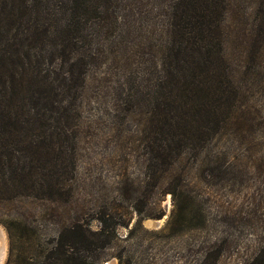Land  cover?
<instances>
[{
	"label": "trees",
	"instance_id": "trees-1",
	"mask_svg": "<svg viewBox=\"0 0 264 264\" xmlns=\"http://www.w3.org/2000/svg\"><path fill=\"white\" fill-rule=\"evenodd\" d=\"M111 3L0 0L4 264H87V252L108 243L109 233L92 230L83 221L86 208L73 200V155L61 140L67 119L79 115L88 65L116 22ZM233 7V0H171L167 8L143 137L160 166L188 153L202 174L211 167L219 175L224 162L215 141L252 127L243 106L255 84L250 81L264 67L257 62L264 50V0L247 13ZM201 210L196 219L204 218ZM36 215L52 220V229H37Z\"/></svg>",
	"mask_w": 264,
	"mask_h": 264
},
{
	"label": "rangeland",
	"instance_id": "rangeland-1",
	"mask_svg": "<svg viewBox=\"0 0 264 264\" xmlns=\"http://www.w3.org/2000/svg\"><path fill=\"white\" fill-rule=\"evenodd\" d=\"M170 2L113 0L116 22L88 65L79 115L65 122L61 142L73 155V200L86 208L83 221L92 230L103 227L110 235L87 252V264H212L214 243V264L263 262L264 67L250 81L255 84L243 106L252 127L215 141L224 162L219 175L211 167L202 174L188 153L160 166L144 145ZM254 2L233 0V8L247 13ZM257 62L264 65V50ZM197 208L204 218H195ZM32 223L53 225L38 215ZM0 228L4 264L7 237Z\"/></svg>",
	"mask_w": 264,
	"mask_h": 264
},
{
	"label": "bare ground",
	"instance_id": "bare-ground-1",
	"mask_svg": "<svg viewBox=\"0 0 264 264\" xmlns=\"http://www.w3.org/2000/svg\"><path fill=\"white\" fill-rule=\"evenodd\" d=\"M1 234H2V230L0 228V264H1V262L3 260V256H4V246H3L4 239H2Z\"/></svg>",
	"mask_w": 264,
	"mask_h": 264
}]
</instances>
